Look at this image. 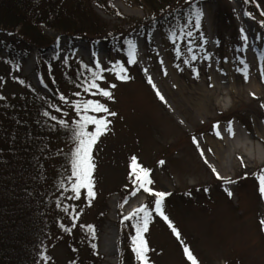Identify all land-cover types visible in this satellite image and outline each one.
Segmentation results:
<instances>
[{"label":"rangeland","instance_id":"obj_1","mask_svg":"<svg viewBox=\"0 0 264 264\" xmlns=\"http://www.w3.org/2000/svg\"><path fill=\"white\" fill-rule=\"evenodd\" d=\"M112 2L125 16L136 21L149 14L134 2ZM94 6L111 27L128 29L133 24L126 25ZM199 6L203 10L201 28L189 27L195 41L192 53L187 51V37L173 43L168 39V32L159 29H154L148 39L139 31L129 35L128 39L139 43L140 50L132 65L126 63L127 45L124 50L114 51L102 42L75 41L73 51L77 61L94 67V60L98 59L102 67L111 68L120 60L131 79L120 81L112 72L103 73L106 79L99 82L102 87L116 85L111 89L114 96L111 101L82 93L84 98L101 99L117 115L108 117L110 130L93 148L95 197L89 204L86 190H81L80 197L73 199L63 220V226L71 231L63 228L57 232L46 264H120L121 218L142 204L153 207L155 200L146 202L147 193L143 189L126 198L127 203L115 194L128 183L132 156L137 157L140 165L151 169L150 178L154 183L148 187L170 193L163 198L162 210L180 233L177 239L168 224L154 214L148 231L143 234L152 249L148 256L153 264H191L181 241L189 247L198 264H264V231L259 224L264 218V198L254 175L264 169V143L257 138L258 131L264 127V107H261L264 89L255 81L254 85H247L243 74L234 82L228 77V68L233 67L234 61H239L240 69L244 68L240 61L244 60L247 50L256 48L264 53V28L258 16L245 15L242 0H202ZM260 9L264 12V1ZM241 29L248 37L246 45L241 40ZM42 30L56 42L59 61L65 65L67 54L63 49L67 37L54 29L42 27ZM0 38L11 41L4 33H0ZM21 45L29 54L27 57L17 58L0 49V74L7 79V84L0 87L3 98L11 97L19 89L18 79L49 93L37 71V50L25 43ZM177 48L181 52L179 57ZM92 52L97 56L93 57ZM192 54L197 59L185 64L184 60H190ZM148 76L167 103L156 96L147 83ZM213 77H217L219 89L210 87ZM234 88L241 90L240 93L232 92ZM74 92H67V96L74 99ZM229 121L234 135L227 132ZM217 122L222 138L213 129ZM194 136L204 150V157L193 143ZM220 140L226 146H221ZM232 143L244 145V151L238 154L244 156L245 162L242 164L237 157L232 166L221 169L218 154L227 151ZM161 160L163 164L158 163ZM209 165L215 167L220 179ZM76 214L73 222L72 216ZM81 225H92L95 229L94 237L90 235L91 242L84 245L79 242L85 230ZM96 248L97 255L91 252Z\"/></svg>","mask_w":264,"mask_h":264},{"label":"trees","instance_id":"obj_2","mask_svg":"<svg viewBox=\"0 0 264 264\" xmlns=\"http://www.w3.org/2000/svg\"><path fill=\"white\" fill-rule=\"evenodd\" d=\"M149 11L143 20H133L117 9L112 0H0V33L11 41L0 38V49L17 58L29 54L22 50V43L37 50V71L47 85L48 94L38 90L32 83L18 79L19 89L11 97L0 99V264H46L41 253L48 257L51 244L58 231L63 228L64 218L71 209V192H64L58 182L68 167L63 154L69 145L59 126L44 111L65 118L50 104H57L68 111L59 100V94L78 91L87 71L74 58V43L78 39L92 44L102 42L109 50H124V41L133 31H139L146 39L154 29L165 32L175 30L177 34L189 21L191 6L202 0H126ZM264 0H242L251 17L264 21L260 5ZM104 13L132 26L111 27L99 16L95 6ZM42 27L54 29L67 37L64 52L67 62L59 61L56 42L49 38ZM264 28V26H263ZM55 57V58H54ZM54 81V82H53ZM7 79L0 74V87ZM2 97V96H0ZM70 118H76L71 116ZM91 130V128H90ZM117 189L122 200L130 195L132 184ZM147 195V202L155 199ZM59 202L60 207H57ZM121 218V223H122ZM119 240L123 244L120 264H138L131 250L130 236L134 229L131 221H123ZM86 230V231H85ZM82 231L79 242H91V233ZM90 233V234H89ZM81 245V246H82ZM97 255V248L91 250Z\"/></svg>","mask_w":264,"mask_h":264},{"label":"snow or ice","instance_id":"obj_3","mask_svg":"<svg viewBox=\"0 0 264 264\" xmlns=\"http://www.w3.org/2000/svg\"><path fill=\"white\" fill-rule=\"evenodd\" d=\"M247 2V0H246ZM245 15H251L250 13H245ZM264 15V12L261 13ZM203 17V10L197 4L195 6H191V12L189 13V21L193 18L195 20L192 28L199 30L201 28V21ZM261 26H264V21H261ZM188 29V30H186ZM241 40L247 44L248 37L244 33V30L241 29ZM188 38V49L189 53L193 52L192 45L195 44V41L192 39L193 31L189 29L188 25H185L184 28H181L179 34L175 30H170L168 33V39L172 40L173 43L178 39ZM200 39L203 40V34H200ZM124 43L127 45L126 55L127 60L126 63L128 65H132L136 63L137 57V44L136 41L132 39H126ZM202 47V45H197ZM177 56L181 55L179 48L176 49ZM91 55L96 57V52H92ZM55 58V57H54ZM207 59V55L204 57ZM197 57L195 54H192L190 60H184L185 64H190L191 61L196 60ZM226 59V58H225ZM65 62H67L65 60ZM161 63H163L161 61ZM244 64L243 69H237V71L241 72L244 76V79H248V65L245 61H241ZM80 67L87 71V75L84 73H78L79 76H83V79L79 84H76V87L80 90L75 91L73 93L74 99H70L63 93L59 94V100L63 104L67 105L69 110L74 113L76 118H70L69 112L65 111L63 108L59 107L57 104H50V108H54L58 113H62V116L65 118H58L56 115H52L48 111L43 112V116L49 117L52 121H55L56 124H53L51 127L55 129L57 125L59 129L63 131L66 136V143L69 145L67 152H62L61 150H57V154H63L67 161L68 167L64 170L65 175L61 176L58 182L59 188L63 189L64 192H71V196L69 199H78L81 195V190H86L87 197L89 198L88 202L91 203V199L95 197L94 192V176L93 172L95 170V162L93 157V148L97 144L99 138L108 132L109 125L111 124V120L108 117H115L117 115L116 112L110 111L106 103L101 102L99 98H84L82 93L89 94L92 97H102L107 98V100H114L113 93L111 89H114L116 85L114 83L108 84L107 87H102L99 83L100 81H104L106 78L103 75L105 72H112L117 80L127 81L131 79L130 76L127 75L128 69L125 67V63L120 60L115 61L111 68H104L101 66L98 59L94 60V67H90L87 64H84L82 61L80 62ZM147 74V70H144ZM193 73L198 76L197 70L195 68L192 69ZM166 74V72H165ZM261 77L264 78V68L261 69ZM54 82V81H53ZM23 83V81H21ZM43 83V80H41ZM147 83L151 85V87L155 90L156 96L161 100L165 101V98L160 93L159 89L154 84L152 78L150 76L147 77ZM47 87V85H45ZM3 99V97H0ZM264 107V105H261ZM91 127V130H90ZM213 129L215 130V135L218 138H222L221 134L218 130V122L216 125H213ZM227 132L229 135H234L231 121L228 123ZM193 143L196 145L197 149L200 151V155L204 157V150L200 147L199 142L196 137L193 138ZM208 151H211L209 149ZM159 164H163L164 161L161 160L158 162ZM205 163H208L205 158ZM241 163L243 164V159L241 158ZM211 167L212 172L216 175L218 179H220V174L216 171L215 167ZM129 174L128 179L132 184V190L130 191V196H135L136 193L143 189L144 192L152 194L155 196V200L153 202V207H149L146 204H142L137 208L132 209L126 216L123 217V221H131V227L134 229V235L130 236V246L132 252L135 254V258L138 261V264H153L150 261L148 253L152 251L149 248L146 238L144 237V233H146L149 229V224L152 222L154 218V214L156 216L161 217L171 229L172 233L180 238V233L178 229L174 226L173 222L168 218L167 215L162 210V202L163 198L170 195L167 192L155 191L154 189L148 187V185L154 183V181L150 178L151 169L143 167L137 162V157L132 156L130 158L129 163ZM247 175V173L245 174ZM256 178L259 183L258 191L262 198H264V169H261ZM227 183H232V181H226ZM125 187H128L126 185ZM207 191V189H205ZM227 191V189H225ZM228 195L231 196L232 193L228 192ZM127 203V200H125ZM123 205H121L122 207ZM57 207H60L59 202L57 203ZM65 212L69 211V207L64 208ZM74 211V209H73ZM78 214L72 216L73 222L77 219ZM261 226V230L264 231V218L259 221ZM65 231L70 232V228H65L61 225ZM73 227H75V223H73ZM81 228L87 229L94 237L95 229L92 225H81ZM183 252L186 258L191 262V264H198L197 258L192 254L191 250L187 245L183 244ZM95 247V245H93ZM42 258L46 261L49 259L43 253H41ZM74 264V262H71Z\"/></svg>","mask_w":264,"mask_h":264},{"label":"bare ground","instance_id":"obj_4","mask_svg":"<svg viewBox=\"0 0 264 264\" xmlns=\"http://www.w3.org/2000/svg\"><path fill=\"white\" fill-rule=\"evenodd\" d=\"M137 44V53L140 54L139 50V43L136 42ZM255 54V55H254ZM247 65H248V79L245 80V83L247 85H254L255 82H259L261 84V90L264 89V78L261 77V69L264 68V53L261 51L259 52L256 48H252L251 50H247L246 56L244 60ZM241 62V61H240ZM141 65H144V62L141 61ZM244 65V64H243ZM230 70V75L228 76L231 81L234 82L235 78L239 76V74H242L241 72L237 71V69H240V64L239 61H234L233 62V67L232 65L229 66L228 68ZM237 71V73L235 72ZM237 74V75H236ZM210 87L214 90L219 89V86L217 84V77H213L210 81ZM241 90H236L235 88L233 89L232 92L234 93H240ZM263 116H264V109L262 110ZM257 138L264 143V127L262 130L258 131L257 133ZM219 144L223 146L224 144L222 141H219ZM226 146V145H224ZM229 149L225 152H219L218 157L221 163V169H226L228 166L233 165V160L238 157V160L241 161V158L244 160L243 155H239L238 151L242 152L244 151V145H238V144H229Z\"/></svg>","mask_w":264,"mask_h":264}]
</instances>
